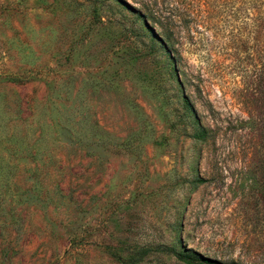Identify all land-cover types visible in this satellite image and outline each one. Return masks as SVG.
I'll list each match as a JSON object with an SVG mask.
<instances>
[{
    "label": "rangeland",
    "instance_id": "1",
    "mask_svg": "<svg viewBox=\"0 0 264 264\" xmlns=\"http://www.w3.org/2000/svg\"><path fill=\"white\" fill-rule=\"evenodd\" d=\"M152 2L0 0V264H264V0Z\"/></svg>",
    "mask_w": 264,
    "mask_h": 264
},
{
    "label": "trees",
    "instance_id": "2",
    "mask_svg": "<svg viewBox=\"0 0 264 264\" xmlns=\"http://www.w3.org/2000/svg\"><path fill=\"white\" fill-rule=\"evenodd\" d=\"M116 1L119 4L123 5V7L132 10V12L136 15V23H139V25H141V26L138 25L139 30H140V27H142V25H143L146 30H149L153 34L152 29L148 26V22L153 21V22L158 23L159 20H158V14L153 9L152 0H147V2L145 1L146 4L144 5V8L142 10H136V9L132 8L124 0H116ZM153 41L156 44H159V46L166 51L168 56L170 55L169 54L170 51L168 49V44H169L170 38H168L167 36L163 37V40L162 39H159V40L156 39L155 40L153 38ZM173 69H175V72L177 71L176 65H174ZM209 135H210V131L208 129H206L205 127H202L199 131H197L195 133L194 138L197 140H201V141L205 142L208 140ZM165 250L166 251L167 250L173 251L177 256H179V258H181V260L185 261L188 264H195V263H199V264H237L235 262L223 263V262H220L217 260H213V259L205 257V256H203V255H201L198 252H195L193 250H188L186 252H180V253L175 252L174 249L169 248V247L166 248ZM145 254H147V253L145 252ZM141 258H143V256L140 255V256L133 257L131 259V261H123V259L121 257H118V259L120 261H122L123 264H137L141 260Z\"/></svg>",
    "mask_w": 264,
    "mask_h": 264
}]
</instances>
